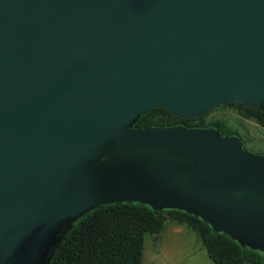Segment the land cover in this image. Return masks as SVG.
<instances>
[{
  "label": "water",
  "instance_id": "water-1",
  "mask_svg": "<svg viewBox=\"0 0 264 264\" xmlns=\"http://www.w3.org/2000/svg\"><path fill=\"white\" fill-rule=\"evenodd\" d=\"M262 101L264 0H0V264H49L117 203L186 212L264 258V152L136 125Z\"/></svg>",
  "mask_w": 264,
  "mask_h": 264
},
{
  "label": "trees",
  "instance_id": "trees-1",
  "mask_svg": "<svg viewBox=\"0 0 264 264\" xmlns=\"http://www.w3.org/2000/svg\"><path fill=\"white\" fill-rule=\"evenodd\" d=\"M239 106L246 116L254 118L264 127V101L255 109L245 108L240 103ZM155 113L165 114L175 120H155ZM200 116L201 114L192 118H180L164 109L151 108L140 116L136 125L182 123L188 126L212 125L218 132L224 129L219 121L205 124L190 122ZM230 133L237 134L236 131ZM164 220L197 231L204 249L215 264L264 263L261 254L213 231L191 214L180 210L157 212L137 204L117 203L94 208L84 214L62 238L49 264H141L144 236L148 234L156 238Z\"/></svg>",
  "mask_w": 264,
  "mask_h": 264
},
{
  "label": "crops",
  "instance_id": "crops-1",
  "mask_svg": "<svg viewBox=\"0 0 264 264\" xmlns=\"http://www.w3.org/2000/svg\"><path fill=\"white\" fill-rule=\"evenodd\" d=\"M258 131L260 137L264 139V127H259ZM141 264L215 263L209 258L197 231L170 220H164L156 238L148 234L144 236Z\"/></svg>",
  "mask_w": 264,
  "mask_h": 264
},
{
  "label": "rangeland",
  "instance_id": "rangeland-1",
  "mask_svg": "<svg viewBox=\"0 0 264 264\" xmlns=\"http://www.w3.org/2000/svg\"><path fill=\"white\" fill-rule=\"evenodd\" d=\"M153 118L158 121L162 119L175 120L161 113H155ZM211 121L220 122L221 127L224 128L219 130L220 134H231L230 132L236 131L242 139L246 149L255 153L264 151V139L260 137V132L258 131V128L262 126H260L254 118L246 116L243 109L239 106V103L230 102L218 105L201 114L200 118L191 120L190 122H202L205 124Z\"/></svg>",
  "mask_w": 264,
  "mask_h": 264
}]
</instances>
